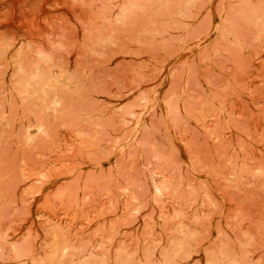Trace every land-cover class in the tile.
<instances>
[{
    "label": "rangeland",
    "instance_id": "rangeland-1",
    "mask_svg": "<svg viewBox=\"0 0 264 264\" xmlns=\"http://www.w3.org/2000/svg\"><path fill=\"white\" fill-rule=\"evenodd\" d=\"M0 264H264V0H0Z\"/></svg>",
    "mask_w": 264,
    "mask_h": 264
}]
</instances>
